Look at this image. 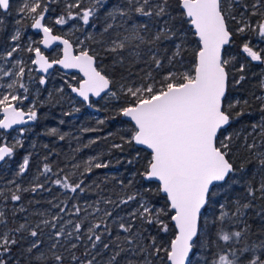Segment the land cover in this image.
<instances>
[{
	"label": "snow or ice",
	"instance_id": "6c2138e0",
	"mask_svg": "<svg viewBox=\"0 0 264 264\" xmlns=\"http://www.w3.org/2000/svg\"><path fill=\"white\" fill-rule=\"evenodd\" d=\"M59 3L23 0L16 8L15 30L0 51V161L23 147L18 138L9 142L11 132L23 136L30 131L14 126L39 119L45 102L39 100V88L30 99L32 85L48 84L50 70L60 66L82 74L75 86L66 83L89 107H94L92 97L124 98L118 115L132 127L121 139L150 150L139 173L145 183L131 191L132 180H120L119 191L106 187L107 178L86 184L94 170L109 167L98 156L83 167L71 164L73 171L63 176L69 163L56 172L43 163L28 187L9 181L14 187H0V264H193L195 249L202 250L203 264H264V238H253L264 236V229L253 233L249 223L251 214L264 222V74L257 85L261 94L251 93L260 105L259 119L249 125L250 131L234 127L252 115L250 99L236 93L253 64L264 66V0H65L54 23L82 22L71 26L83 33L75 42L53 34L45 23L50 5ZM12 7V0H0V13L11 15ZM97 22L99 39L85 31L96 29ZM4 26L0 18V32ZM27 27L42 33V39L28 37L22 48ZM189 36L195 37V56L185 66ZM56 44L62 45L56 57L40 47ZM21 51L32 55L25 60ZM105 56L111 57L110 67ZM138 63L146 66L142 76L133 78L129 68L127 76L121 72L117 79V72ZM33 71L42 75L36 79ZM51 97L49 93L47 99ZM47 134L60 140L66 136L57 128ZM237 141L249 154L240 163ZM30 155L24 156L17 177L29 170ZM249 164H254L251 171ZM77 172L81 178L73 180ZM49 181L73 194V201L89 189L96 199L73 202L70 209L68 200H49L50 209L29 212L23 194L51 192ZM9 202H14L10 209ZM169 233L173 238L165 243ZM105 254L103 261L97 259Z\"/></svg>",
	"mask_w": 264,
	"mask_h": 264
},
{
	"label": "trees",
	"instance_id": "16d2710c",
	"mask_svg": "<svg viewBox=\"0 0 264 264\" xmlns=\"http://www.w3.org/2000/svg\"><path fill=\"white\" fill-rule=\"evenodd\" d=\"M115 2V0H113ZM182 22L178 19L177 24H181ZM100 22H97V28H99ZM185 28L190 29V25L184 24ZM190 44L188 46V52L186 54L185 59V66L190 65L195 56V37L189 36ZM239 39L236 41V47L239 46ZM93 47H96V45H93ZM169 47L171 45L169 44ZM103 54V53H102ZM104 63L111 66V57L105 56ZM146 66L142 64H136L134 66L129 65L128 67L121 69L120 72L116 73L117 79L120 76V73L123 72L125 76L128 74V70L130 68V71L133 73V78H135V74L139 73V75H143V69ZM264 74L263 66L258 64H253L250 69L249 73V79L239 88V91L236 93L238 98H249L251 101V112L252 115L244 116L241 118V122L235 125L234 127L240 131L248 130L250 131L249 125L252 122H255L259 119L261 113L259 112V103L251 98V93L255 92L257 95H260V89L257 87L261 75ZM122 102V101H121ZM120 102V103H121ZM119 103V104H120ZM124 103V101L122 102ZM113 105V104H112ZM51 110V115L54 116V118L51 121V124H48L50 126H53V128H57L61 134H66L64 140H60L58 136H52L48 135L46 130H44V125H42V122H39V125L35 127V134L37 133V136H40V138H37V140L33 143L35 147H31L30 152L26 153V155H30V165L29 170L22 176L18 177V180L20 181V184L23 187H27L29 183H26L23 181V178L25 175L29 174L31 171L36 170L38 171L39 168H42L43 163H50L53 167V172L57 171V166L64 167L66 163H69V167L65 168V172L61 173L60 175L63 176L65 173L70 172L71 164L74 163H80L83 165L85 159L87 156L94 152V153H103L102 157L100 158L101 162H106L109 164V167L106 169H96L93 171L92 175L86 179L85 183L87 184L89 181H100L104 178L108 179V183L106 185L107 188H116L117 191H119V184L118 182L120 180H124L125 184L129 180L133 181L132 189H129V191L134 190L135 188L140 187L141 184L145 183L143 180H141L139 173L143 171L145 167L146 159L148 158L149 152L145 149L138 147L136 145H129L124 143V141L121 139V137H126L128 135L129 129L132 127L131 123L127 121L123 116L118 115V109L115 108H107L103 109L102 113L104 114V123H99L98 120L95 119V117H92L91 115H87L83 113V110H85V105L81 104V108L78 117H73V115H76L72 112L71 115H66L65 113L57 114L56 108L52 107L51 104L47 105ZM44 108V106L40 107ZM39 108V109H40ZM60 109H64L60 108ZM65 112V111H64ZM42 117V116H40ZM60 120L63 121V123H60ZM50 122L49 119L45 118L44 121ZM84 129H93L91 131H84ZM42 131H44L42 133ZM251 140V138H249ZM95 140V143H91L90 146L84 147V145L89 144L90 141ZM115 144H121L123 145V148H116L113 147ZM47 145V147H45ZM237 146L239 147V153L237 155V163H240L246 156L249 154L245 151V148L242 146L240 141H237ZM139 153V159L137 160L136 154ZM47 156L48 160L45 161L44 157ZM74 157V159H72ZM131 160L132 163H129L128 161ZM254 167V164L248 165V170L251 171ZM82 171V168H81ZM106 173H112L111 177H108ZM102 174V175H101ZM106 175V176H105ZM51 179H56L57 177L52 176V174H49ZM44 179V177H42ZM81 178L79 177V172H77V176L73 178V180ZM91 184V183H90ZM46 187H51L52 191H39L37 193H24L23 194V203L26 205V207H31L32 205L27 204L29 200L36 201L39 200L41 204V201L43 198H45L48 195H57L60 196L63 195V200H68V206L69 209L71 208V204L73 202H81L83 201H92L96 199V196L93 194L92 190L91 192H85L84 194L79 195L76 198V201H73L69 199L70 196L73 194L66 192L65 190L59 188L58 186H54L51 184V181L46 184ZM153 187L155 185L153 184ZM239 191L234 193V195H238ZM159 203H163V197H158ZM12 202H9L8 208L11 205ZM130 210V209H128ZM249 223L251 224L253 233H256L260 231L261 229H264V222H261L259 217H256L254 214L250 215ZM148 232L152 235L156 234V230L154 228L149 227ZM147 235V233H146ZM172 237V234L169 233L167 236H164V242L167 243L168 240H170ZM253 238H264V236L260 237H253ZM147 243V241H145ZM194 255L190 257L193 264H203L202 261V255L203 252L201 249H195ZM79 253L77 252V255ZM163 255V253H162ZM104 257L107 258V254L104 256H99L97 259L102 260ZM133 260H142L143 257L139 256H133L131 257ZM154 264H163V261L156 262L154 261Z\"/></svg>",
	"mask_w": 264,
	"mask_h": 264
},
{
	"label": "flooded vegetation",
	"instance_id": "af4514ba",
	"mask_svg": "<svg viewBox=\"0 0 264 264\" xmlns=\"http://www.w3.org/2000/svg\"><path fill=\"white\" fill-rule=\"evenodd\" d=\"M60 3L59 5L56 4H52L50 5V13L46 16V20L45 23H47L50 27L53 28V34L55 35H61L64 37H68L70 38L73 42H75L76 38L79 37L80 39H83V33L80 31H75L74 29H72V25L75 24L77 27L81 26L82 22L79 21H70L68 25H64V26H60V25H55L54 20L56 18V16L62 12L63 10V5ZM23 0H12V9L11 11V15H4L3 13H0V18H3L5 21V26H4V31L0 32V51H3V45L6 41V38L8 36H10L13 31L15 30V21L17 19H19V16L17 15L16 12V8L19 7L22 4ZM54 6V7H53ZM31 21L30 20H25L24 24L25 25H30ZM89 28H85V31H88ZM96 32L99 31V28L95 29ZM74 32V35H73ZM23 36V41L21 44V47L24 48L27 46L28 44V37H31L33 40H38V39H42V34H37L36 30L31 29L30 27H27L26 30L22 33ZM99 36L97 35V38ZM35 46V45H34ZM41 50L45 52L46 55H49L50 57H56L58 56L60 49L62 48V45L56 44L53 45L52 49H45L43 46H41ZM32 54L27 53L26 51H21V53L19 54L20 57H23L25 60H28V58L31 56ZM0 64H3V61H0ZM10 65H5V67H8ZM33 69L36 68L35 65H30ZM50 73H52V75H49L48 78V84L43 85V86H39V85H32V89L35 90V88H39L40 89V98L48 96L49 93L51 91H53V88H57L58 86H61V88L64 89L63 94L67 93L68 96L72 97L74 100V104L76 105V108H81V104L85 105V110H83V113L89 115L92 113H97L98 112V108L95 107V105H98L99 100H93V104L94 107H89L85 102H83L82 99H79L73 92H71L70 88L67 86V83H70L72 85H76L77 81L80 80L82 77L80 75L79 72L76 71H64L62 70L59 66H56L54 69L50 70ZM33 77H35L36 79L39 78L40 75H42L41 73H39L38 71H33L32 73ZM75 77L76 79H72V77ZM6 80L8 78H5ZM67 81V83H66ZM2 91V90H0ZM54 94V92H53ZM57 97L56 99H58L59 95L56 94ZM36 95H34L33 91L30 93V99L35 98ZM29 105L28 101H25L24 106L25 108H27V106ZM45 108V107H44ZM44 108H40L39 109V119L36 122H30L26 125H22V126H16L14 127L15 129H20V128H28L30 129V131H28V133L24 136L26 138L29 139V144H31V147L33 145V143L37 140V138H40V136H37V133L35 134V127L39 125V122H42L44 125V120L42 119L41 113L45 110ZM63 108V105L60 104V106L58 107ZM75 108V109H76ZM93 108H97V111H94ZM48 112L50 113L51 110L48 107ZM75 112V111H73ZM76 115H73V117H78L80 114L79 111L74 113ZM48 122V120H46ZM45 127V126H44ZM14 134V131L11 132V136ZM11 136H9V142H13ZM37 137V138H36ZM31 148L29 149H17L15 152V155L12 158H6L5 161H1L0 162V184H4L6 182H8L9 180H13L15 179L16 182L18 183V177L16 176V173L18 171L19 168V162H21V160H23L24 155L29 151L30 152ZM28 152V153H29ZM31 153V152H30ZM4 163H7L8 165H4ZM14 186V185H12ZM13 203H11V206H13ZM78 253L80 254V252L78 251ZM78 254V255H79Z\"/></svg>",
	"mask_w": 264,
	"mask_h": 264
},
{
	"label": "rangeland",
	"instance_id": "374dc122",
	"mask_svg": "<svg viewBox=\"0 0 264 264\" xmlns=\"http://www.w3.org/2000/svg\"><path fill=\"white\" fill-rule=\"evenodd\" d=\"M64 3H65V0H62L61 1V4L64 6ZM54 7V6H53ZM88 31H90V32H92L94 35H97V33H98V31L96 32V30L95 29H90L89 28V30ZM97 39H99V37L97 38ZM61 88V86H58L57 88H53V91H51L50 93H52V97L50 98V99H47L48 97H49V95L48 96H45V97H43L42 96V98H40V92L38 93V97H39V100L40 101H44L45 103H44V111L41 113V116H42V119L44 120L45 118H47V119H49L50 120V122H44V130H46V131H49L51 128H53V126H50V125H48V124H51V121H52V119L54 118V116H52L51 115V113H49L48 111V104H51L52 105V107H55L56 108V111H57V114H61V113H72L73 111H75V108H76V105L74 104L75 102H74V100H73V98L72 97H70V96H68V94L67 93H65V94H63V92H59L58 90ZM53 92H54V94H53ZM33 93H34V95H36L37 96V93L35 92V90H33ZM56 94H58L59 95V97H58V99H56V97H57V95ZM124 101V98H121V99H119V100H116V99H113V98H111V97H108V96H104V98L103 99H100L99 100V103H98V105H95V107H97L98 108V112L97 113H92V114H89V115H91L92 117H95V119L96 120H98V121H101V120H103L104 119V114L102 113V110L104 109H107V108H109V107H111V108H115V109H119V107L120 106H122L123 105V103L122 102ZM121 102V103H120ZM120 103V104H119ZM60 104L61 105H63V107H64V109H59L58 107L60 106ZM113 104V105H112ZM29 106V105H28ZM109 106V107H108ZM103 108V109H102ZM65 111V112H64ZM80 111V110H79ZM75 112H77V111H75ZM56 121H60V120H57L56 119ZM43 125V124H42ZM44 131H42V133H43ZM28 132H26L25 133V135L27 134ZM11 138H12V140H14V138H18V139H20V140H22L23 141V147H21L20 149H29V148H31V144H29L28 142H29V139L28 138H26L24 135L23 136H19L18 135V132L17 131H14V134L11 136ZM19 149V148H18ZM102 154L103 153H100V152H98L97 154L96 153H94V152H92V153H90L88 156H87V158L85 159V161L88 159V158H90V157H96V156H98L99 158H101L102 157ZM24 158V157H23ZM22 161L23 160H21V162H19V165L22 163ZM75 164V163H74ZM4 165H8L7 163H4ZM81 166L83 167V165L81 164ZM81 167V168H82ZM71 171H73V169L72 170H70V172ZM37 172L38 171H36V170H33V171H31L29 174H27V175H25L24 176V178H23V181H25L26 183H29L28 184V186L30 185V183H32L33 182V178L37 175ZM69 171H68V173H70ZM102 175V174H101ZM106 175L108 176V177H111L112 176V173H106ZM105 175V176H106ZM74 177H72V179H73ZM41 179V181H43L44 179L41 177L40 178ZM10 181V180H9ZM8 181V182H9ZM8 182H6V183H2V184H0V187H2V188H4L5 190H7V188H9V187H14V186H12V185H10ZM91 183V181H89L87 184H90ZM18 184H20V181H18ZM27 186V187H28ZM88 193L89 192H91V189H89L88 191H87ZM62 199H63V195H61V197L60 196H57V195H48V196H46L45 198H43L42 199V201H41V204H36V203H33L32 204V206L31 207H28V209H29V212H31V211H34V210H36V209H40V210H47V209H50V205L47 203V201H49V200H55L56 202H59V201H62ZM28 204V203H27ZM72 205V204H71ZM12 206L10 205L9 206V209L11 208ZM25 207H26V205H25ZM123 214V213H122ZM104 259H106V257H104L102 260H100V259H98V260H100V261H103Z\"/></svg>",
	"mask_w": 264,
	"mask_h": 264
},
{
	"label": "water",
	"instance_id": "95a60500",
	"mask_svg": "<svg viewBox=\"0 0 264 264\" xmlns=\"http://www.w3.org/2000/svg\"><path fill=\"white\" fill-rule=\"evenodd\" d=\"M42 34V33H41ZM41 46H43V45H41ZM60 67V66H59ZM62 70H64V71H67V72H70V71H76V72H78L77 70H75V69H63V68H61ZM263 69H264V66H263ZM80 75H81V77H82V74L80 73ZM75 94V93H74ZM76 95V94H75ZM77 96V95H76ZM79 99H82V98H80L79 96H77ZM92 99L93 100H98V99H100V98H95V97H92ZM93 110L94 111H97V108H93ZM125 118V117H124ZM127 121H128V119L127 118H125ZM31 122V121H30ZM29 122V123H30ZM131 123V122H130ZM16 126H22V125H16ZM16 126H14V127H16ZM137 146V145H136ZM138 147H141V148H143V149H145L146 151H148V152H150V150H147L144 146H138ZM1 162V161H0ZM191 257V256H190Z\"/></svg>",
	"mask_w": 264,
	"mask_h": 264
}]
</instances>
